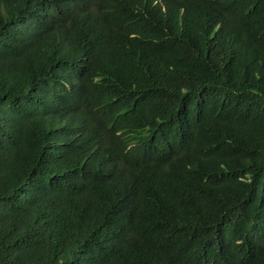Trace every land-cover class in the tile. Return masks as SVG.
Wrapping results in <instances>:
<instances>
[{
    "label": "trees",
    "instance_id": "trees-1",
    "mask_svg": "<svg viewBox=\"0 0 264 264\" xmlns=\"http://www.w3.org/2000/svg\"><path fill=\"white\" fill-rule=\"evenodd\" d=\"M0 264H264V0H0Z\"/></svg>",
    "mask_w": 264,
    "mask_h": 264
}]
</instances>
